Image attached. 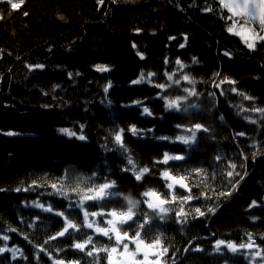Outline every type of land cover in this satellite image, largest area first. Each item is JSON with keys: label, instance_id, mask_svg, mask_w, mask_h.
I'll return each instance as SVG.
<instances>
[{"label": "trees", "instance_id": "obj_1", "mask_svg": "<svg viewBox=\"0 0 264 264\" xmlns=\"http://www.w3.org/2000/svg\"><path fill=\"white\" fill-rule=\"evenodd\" d=\"M213 2L103 0L100 4L98 0H25L13 10L7 0H0V236H9L7 242L0 240V246L6 243L9 248L18 247L27 257L13 260L12 254L5 252L0 254V264H52L42 252L39 260L35 259L36 245L44 244L48 236L60 230L61 218L34 207V202L51 204L55 211L66 214L75 211L67 208L68 201L63 197L50 194V187L19 192L17 188H29L33 181L50 184L66 172V183L95 173L96 182L103 177L113 179L126 193L154 188L167 194L165 181L159 175L163 168L182 175L193 168L204 169L205 183H200L199 176L189 180L190 186L199 185L192 187V195L203 191L212 198L193 200L186 211L188 207L215 209L214 214L204 217L190 216L183 225L175 223L174 216L164 222L155 221L153 234L162 232L165 245L170 246L168 256L173 259L168 264H252L246 250L234 254L222 248L216 252L214 245L217 240L245 243L251 234L264 247V120L258 113L240 111L241 105L264 107V43L249 50L238 36L229 34L227 21L216 7L212 12L204 11ZM135 44L139 49L133 47ZM181 44L185 47L181 48ZM228 50L231 54L225 56ZM193 57L197 58L195 64ZM177 59L186 65L182 72L196 81L195 85L182 82L181 87H195L202 93L192 102L198 105V112H166L163 101L156 96L159 89L131 83L142 72L155 73L152 79L157 83L165 82L166 72L180 76ZM38 64L44 67H28ZM96 65H107L110 71L99 72ZM221 78L236 83L214 87ZM109 81L113 87L105 94ZM231 87L254 100H243L238 93L229 91ZM212 92L215 98L209 96ZM168 93L180 94L175 87ZM135 100H144L154 115L142 116L140 108L132 103ZM245 115L258 122H248ZM196 122L210 132L198 133L194 146L155 138H174L182 133L175 125ZM132 124L138 129L154 130L142 138L125 132L129 154L138 165L152 169L138 182L131 173L121 171L126 166L125 156L104 147L107 143L108 149L113 148L111 140L106 141L111 130L117 126L127 129ZM58 127L81 130L86 139L68 140L56 132ZM9 132L15 135H7ZM238 132L246 135L236 136ZM163 152H183L188 159L154 166ZM217 155L221 156L219 161L215 159ZM242 155L248 159L243 160ZM229 161L238 165L236 171L247 172L235 190L228 183L233 178L226 176ZM241 163L243 168L239 167ZM176 191L183 193L179 188ZM222 191L232 194L217 198L216 193ZM71 200L75 201L76 196L72 195ZM252 201L257 205L250 207ZM117 203L123 205L119 198L110 205ZM140 208L150 211L143 204ZM9 227L17 231L9 232ZM81 231L91 234V230ZM96 240L97 246L109 243L100 236ZM69 242L67 237L59 238L45 247L66 261L80 259L81 264H92V258L70 249ZM196 246L204 251H193ZM57 248L66 251L57 253ZM100 264H105L103 254Z\"/></svg>", "mask_w": 264, "mask_h": 264}, {"label": "snow or ice", "instance_id": "obj_2", "mask_svg": "<svg viewBox=\"0 0 264 264\" xmlns=\"http://www.w3.org/2000/svg\"><path fill=\"white\" fill-rule=\"evenodd\" d=\"M11 9H19L25 0H19V2H12L7 0ZM100 4H103V0H98ZM220 10L223 12L226 10L227 15L223 16L226 21H230L227 24L226 31L229 34L240 37L241 41L246 45L249 50H255L257 43H264V0H218ZM205 12H212L211 6L204 8ZM28 15L27 12L24 13ZM170 39H174L171 37ZM185 41L187 37L184 38ZM135 47V45H133ZM181 48L185 47V44L180 45ZM225 56H230L229 52L224 53ZM141 58H143L141 54ZM167 63V61H165ZM192 63H197V58H192ZM181 69V75L177 76L175 72L164 74L165 82L157 83L152 78L155 73H140L139 78L133 80L131 83L134 85L148 84L151 87L159 89L156 94L157 98L163 101V107L166 112L176 113H189L190 110L195 112L199 111V107L196 103L191 102L192 97H199L202 93L197 92L195 87H181L182 82H186L188 85H195L196 81L192 79L188 74L182 72L186 67L180 59L175 61ZM30 69L40 68L44 65H28ZM96 70L99 72H108L110 68L107 65H96ZM71 75V74H69ZM219 75V73H217ZM224 83L234 85L236 81L225 78L220 80L219 83H214V87L220 88ZM113 87L111 81H109L104 87V92L107 94L109 89ZM175 87L180 94L170 95L168 90ZM229 91L238 93L243 100H254L253 97L246 95L243 92H239L237 88L231 87ZM221 95L224 94V90L221 89ZM215 93H209V96L215 98ZM133 105L138 106L141 110L142 116L152 117L154 114L147 106L144 100H135ZM108 104L111 105L112 101L108 100ZM131 105H124L129 107ZM242 113L249 111L258 113L261 120H264V107L244 108L240 106ZM250 123H257L256 119H252L251 116L245 115L243 117ZM221 121L223 116L220 117ZM177 129H181L182 133L176 135L174 138L169 136L155 137L156 139L169 141L170 143H182L185 146H194L198 142V133H209L210 129L202 123H192L190 125H184L183 123L175 125ZM83 126L81 125V130ZM130 133L132 136L144 137L148 132L154 131L153 129H138L136 125L132 124L125 129L124 127L117 126L110 131L107 140H111L113 145L112 149H108L107 143L105 144L106 151H118L126 158V166L121 169L123 172L131 173L134 181H142L143 178L152 172V169L138 165L137 162L129 154V149L125 143V132ZM60 132L68 137H75L81 141L85 140V135L68 128L60 129ZM7 135H15V133L9 132ZM236 136H245L246 133L238 132ZM255 155V154H253ZM188 156L183 153H169L163 152L160 159L154 161L155 165H169L170 162L186 161ZM217 161L221 159V156L215 157ZM243 160H247V156L242 155ZM238 165L234 162H228V170L226 176L229 178L228 183L235 190L240 180L247 175V172L236 171ZM239 167L243 168L241 163ZM160 178L165 181V188L167 194L158 192L154 188H148L143 192L133 193L128 191L127 193L120 190L116 181L103 177L100 182L94 180L95 173L92 177H77L74 182H67V172L64 176L58 179L56 182L50 184H37L33 181L29 188H17L16 191H29L36 187H50L53 191L50 194L58 195L68 201L67 208L75 209L74 212L66 214L65 211H55L51 204L45 205L40 202H34V207L41 209L44 212L53 213L56 217L61 218V228L54 235L48 236V239L44 241V244L36 245L38 252L35 254V259L39 260V253H45L52 261V264H81L80 259L65 260L53 256L52 252L48 251L45 245L51 241L59 238L67 237L69 248L75 251L84 253L87 257L92 258V264H100L101 254H103V260L105 264H168L169 259H173L168 256L170 246H166L164 242V235L162 232L156 231L153 234V229L156 227L155 221L164 222L171 216H174V222L177 224H186L189 217L193 219L198 217H204L208 214H214L215 209L212 207L202 210L201 207H188L193 200L211 199L207 192H200L198 195H192V187H199L198 184L193 183L191 186L189 180L193 176H199L200 183H205L207 173L202 168H193L187 174H180L176 172L173 174L171 168H163L159 172ZM239 177V179H235ZM177 188L182 189L183 193L178 194ZM215 191L214 189L212 190ZM231 191L216 193L217 198L223 196H230ZM75 195L76 200H71V196ZM119 198L123 201V205L117 203L116 206H111L110 202ZM93 202L87 207L88 202ZM143 204L147 210L140 208ZM257 205L256 201H252L250 207ZM89 207H95L97 210L89 211ZM107 209V210H105ZM37 220L39 217L36 218ZM79 219V222L77 220ZM125 225L127 227H125ZM33 225H30V227ZM91 230V234L88 231L82 232L81 229ZM9 232H16L17 229L9 227ZM80 235L77 236L76 234ZM104 237L109 243H99L96 237ZM26 240L27 236L24 237ZM0 240L7 242L9 236L7 234L0 236ZM191 247V245H190ZM222 248H226L231 253H238L242 250H246L252 264H256L257 260L264 264V247L257 244L252 235L249 234L247 242L237 244L234 241L217 240L214 245L216 252H220ZM196 252H203L204 249L196 246L192 249ZM57 253L66 251L64 248L55 249ZM185 251H188L186 248ZM10 252L12 259L24 256L23 250L18 247L9 248L5 243L0 246V254Z\"/></svg>", "mask_w": 264, "mask_h": 264}, {"label": "bare ground", "instance_id": "obj_3", "mask_svg": "<svg viewBox=\"0 0 264 264\" xmlns=\"http://www.w3.org/2000/svg\"><path fill=\"white\" fill-rule=\"evenodd\" d=\"M219 14H220V16H221V18L223 17V16H226L227 15V12H226V10L225 11H221L220 9H219ZM228 23H230V21H227V24ZM227 26V25H226ZM240 38V37H239ZM135 49H139V47L135 44V47H134ZM228 52L231 54V52H230V50H228ZM222 80H223V78H221ZM215 83V82H214ZM223 85L224 84H222L221 85V87H223ZM218 97V96H217ZM210 99V98H209ZM197 100V98H195V97H193V98H191V102H194V101H196ZM216 104H219V100L216 98ZM62 128H68V129H71L72 131H75V132H78V133H81V130H74L73 128H71V127H58V128H56V132L60 135V136H63V137H65L66 139H68V140H76L77 142H80L81 140H79V139H77V138H75V137H68V136H66V135H64V134H62L61 132H60V129H62ZM7 222V221H6ZM7 224H10L9 222H7Z\"/></svg>", "mask_w": 264, "mask_h": 264}, {"label": "rangeland", "instance_id": "obj_4", "mask_svg": "<svg viewBox=\"0 0 264 264\" xmlns=\"http://www.w3.org/2000/svg\"><path fill=\"white\" fill-rule=\"evenodd\" d=\"M209 1H210V0H209ZM209 6H211V7H216V10L219 11L220 6H219V4H218V0H214L213 3L209 4ZM217 6H218V8H217ZM224 11H225V10H224Z\"/></svg>", "mask_w": 264, "mask_h": 264}]
</instances>
